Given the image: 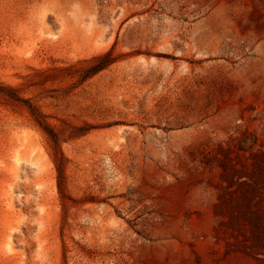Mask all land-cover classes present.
Segmentation results:
<instances>
[{
  "label": "rangeland",
  "instance_id": "rangeland-1",
  "mask_svg": "<svg viewBox=\"0 0 264 264\" xmlns=\"http://www.w3.org/2000/svg\"><path fill=\"white\" fill-rule=\"evenodd\" d=\"M0 264H264V0H0Z\"/></svg>",
  "mask_w": 264,
  "mask_h": 264
},
{
  "label": "trees",
  "instance_id": "trees-1",
  "mask_svg": "<svg viewBox=\"0 0 264 264\" xmlns=\"http://www.w3.org/2000/svg\"><path fill=\"white\" fill-rule=\"evenodd\" d=\"M35 119H36V122L38 124V126L43 130V132L48 136V138L50 139V141L56 145V138H55V135L52 133V131L49 129V127L40 119V117L38 115H36L35 113L33 114ZM54 155H55V158L56 157V150H54ZM59 158L62 159L61 157V154L59 153ZM58 158V159H59ZM57 159V160H58ZM57 164H59V162L57 161ZM56 164V170H57V173H58V178L59 180H62L63 179V172H62V169L59 165Z\"/></svg>",
  "mask_w": 264,
  "mask_h": 264
}]
</instances>
